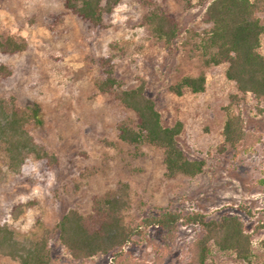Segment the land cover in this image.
Instances as JSON below:
<instances>
[{"label": "rangeland", "instance_id": "374dc122", "mask_svg": "<svg viewBox=\"0 0 264 264\" xmlns=\"http://www.w3.org/2000/svg\"><path fill=\"white\" fill-rule=\"evenodd\" d=\"M210 0H120L92 28L64 10L62 0H0V33L21 37L25 50L1 54L11 74L0 78V98L14 97L20 107L37 105L39 124L28 126L33 140L56 163L28 158L16 174L0 183V226L20 238L45 234L52 257L63 264H187L197 226H184L165 244L155 227L121 249V256L95 255L74 260L58 240L54 224L68 211L91 212L94 198L125 187L129 208L124 219L140 220L157 209L208 218L232 214L251 240L252 264H264V102L241 95L224 75L225 64L205 65L200 38L209 23ZM171 13L176 37H153L144 18L148 4ZM57 14L54 22L49 18ZM264 25V10L256 12ZM258 52L264 56V35ZM110 56L120 89L143 83L164 126L182 123L178 143L190 160L203 162L194 177L165 176L162 151L130 146L116 136L120 120L133 115L100 94L98 60ZM202 74L204 90L170 88L185 76ZM238 115L252 140L248 148L224 145L227 115ZM204 264H233L234 255L214 244ZM0 264H17L0 257Z\"/></svg>", "mask_w": 264, "mask_h": 264}, {"label": "trees", "instance_id": "16d2710c", "mask_svg": "<svg viewBox=\"0 0 264 264\" xmlns=\"http://www.w3.org/2000/svg\"><path fill=\"white\" fill-rule=\"evenodd\" d=\"M120 0H62L68 13L92 28L102 27V16L110 12ZM264 10V0H210L204 16L209 28L200 38V52L205 65L225 64V78L234 83L241 95L251 94L264 102V56L258 52L264 25L256 12ZM57 14H52L54 22ZM153 37L170 43L177 34L175 17L154 3L148 4L144 18ZM26 48L18 36L0 33V53L15 54ZM101 78L97 83L100 94L133 115L130 122L120 120L115 125L117 138L133 147L152 145L162 151V163L167 178L177 175L194 177L202 171L203 162L190 160L178 143L182 130L180 121L164 126L152 99L146 96L143 83L129 89H120L113 74L110 56L98 60ZM8 66L0 64V78L8 77ZM202 74L185 76L170 89L175 94L183 90L199 93L204 90ZM39 124V108L33 104L20 107L14 97L0 98V183L6 173L19 172L28 158L56 163L55 156L37 144L27 127ZM253 136L247 134L238 115L229 114L222 127L223 143L227 147H249ZM129 208L125 187L116 189L102 198H94L91 212L83 216L68 210L53 226L58 240L74 260L95 255L120 257L121 249L140 238L143 230L155 227L161 232L165 244L172 242L178 229L197 226L199 237L194 241L187 264H204L210 244L234 255L233 264H252L251 240L237 216L222 214L208 218L199 212L182 214L167 208L157 209L140 220L124 219ZM0 257L17 264H63L51 256L47 236L20 238L11 228L0 226ZM114 264V263H113ZM120 264H126L121 261Z\"/></svg>", "mask_w": 264, "mask_h": 264}]
</instances>
